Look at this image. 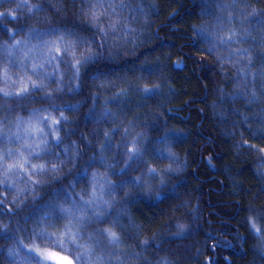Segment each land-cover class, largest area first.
I'll return each instance as SVG.
<instances>
[{"label": "trees", "instance_id": "trees-1", "mask_svg": "<svg viewBox=\"0 0 264 264\" xmlns=\"http://www.w3.org/2000/svg\"><path fill=\"white\" fill-rule=\"evenodd\" d=\"M18 2L0 4L17 16L0 24V181L5 165L26 171L0 184V228L26 247L13 261L17 241L0 239V264H25L31 247L60 252L56 240L74 264H264V236L250 228L264 232V0ZM93 195L106 211L73 208ZM57 203L106 222L44 220L53 240L41 244L31 231ZM69 229L87 233L75 254Z\"/></svg>", "mask_w": 264, "mask_h": 264}, {"label": "snow or ice", "instance_id": "snow-or-ice-1", "mask_svg": "<svg viewBox=\"0 0 264 264\" xmlns=\"http://www.w3.org/2000/svg\"><path fill=\"white\" fill-rule=\"evenodd\" d=\"M7 3H17V7L18 8H22L25 7L27 5L19 3L18 0H0V4H7ZM30 7V6H29ZM264 14V13H262ZM5 18H10L11 20H16L17 16L16 13L14 11H0V24H2L3 20ZM17 30L16 32H12L11 30H9V34L11 35V37L14 39L15 35L18 34ZM202 37L205 36V32L203 30L200 31L199 33ZM208 36H212L211 33H207ZM215 41L219 42L220 46H227V45H231L232 43H234V39L232 35H228V36H220L219 34H217L215 36ZM212 43V47L208 49L209 52H212L215 50V48L218 46L216 42ZM21 41H16V45L21 44ZM15 47V45L13 46ZM57 51H59V49H57ZM67 53V49L65 50ZM244 55H247V50H243ZM92 59L91 56H89L88 58L85 59L84 64L88 63L90 60ZM77 63H80L79 61ZM83 66V65H81ZM175 67L177 69H181L182 65L181 64H176ZM33 71L35 72V69H33ZM79 71V69H77V72ZM147 71H149V73H151V69H147ZM32 88L33 89H41L43 88V85H37L35 83L32 84ZM22 93L26 96L28 94V89L24 88L21 90ZM144 94L146 97H152L156 94H158L159 92V87L156 86L155 88H147L145 87L143 89ZM3 95L5 96H9V95H19V93H7L4 92ZM43 119H47V118H43ZM67 117L61 116V120H67ZM56 124L60 123V120L55 121ZM6 134H0V136H4ZM57 139H59V137H57ZM30 148V146H29ZM128 154H129V159L133 160V162H136L140 159H142V152L141 150L137 149V148H129L128 149ZM7 155L10 157L12 155L11 152L7 153ZM171 155V154H169ZM209 164H211V161H209ZM7 171L5 172V180L4 181H0V184H5L7 183V174L9 171H20V170H25V165L23 163L20 164H13V165H5ZM29 167L32 169L33 174H42L45 173L46 171H58L59 169H57L56 167H53L51 169H45V167L43 165L37 166V165H29ZM26 171V170H25ZM167 171H173V169L169 168L167 169ZM120 172L122 175L127 176V173L124 171V169H120ZM149 172L151 174H155L156 170L155 169H149ZM133 182H140L141 189L143 190V182L140 181V177H134L132 178ZM37 183H39L37 181ZM111 182H109L110 184ZM128 183V180H121L120 184L121 186L126 185ZM73 187H75L73 185ZM112 191H115V188H112ZM157 198H159V196H157ZM80 199V205H73V208L76 211H83L84 209H95L97 207L98 204H103L105 206V211L106 208L108 206V202L104 201L102 197H95V195L92 196L91 199H87L85 200L83 198V196L79 197ZM3 205L0 204V207H2ZM73 208H64L62 205H60L59 203L54 204L48 211V213L46 214V217H42L41 220L36 221V227H34L31 231V235L35 236L36 239H38L40 241L41 244H43L46 240L51 242L53 240V237H51V235L46 231V230H39L42 228V222L44 220H46L48 222V226H52V221L56 218V216H60L61 219H69L71 218L72 220H75L78 224H83L85 226H87V224H90L92 222V219H94L97 223H102V222H106V216L104 213L99 212V211H93L92 213V217L88 218V217H78L74 214L73 212ZM264 218V217H262ZM251 231L257 235L258 237L260 236H264V232L261 231L260 228H258L255 223H251L250 225ZM99 235H105L104 232H99ZM66 237H67V241L69 244L74 246V252L73 254H75V252H78L80 250V248L82 247V245L77 243V239H83V235H87V233H82L81 235H78L73 233L70 229L68 231H66L65 233ZM106 238L110 239L111 243L113 244H118L120 242V238L119 236H117V234L115 232H108ZM0 239H3L5 241L9 240V239H14L17 241V248H13V249H9L8 250V256L10 259H12L14 261V258L18 255H20V248H25L26 246L23 245V243L21 241H19V239L14 235V234H9L8 230L6 228H0ZM89 239L91 240V237H89ZM94 244L98 245L99 241H93ZM55 246L57 248L60 249V252H56V251H47V250H41L38 247H31V248H27L26 253L24 254V260H25V264H74V261L72 259H70L68 256H63L61 255V252L64 250V244L59 241L56 240L55 241ZM0 251H2V249H0ZM95 252L93 251H89V252H84L81 254L80 259H85L88 258L90 256H94Z\"/></svg>", "mask_w": 264, "mask_h": 264}]
</instances>
